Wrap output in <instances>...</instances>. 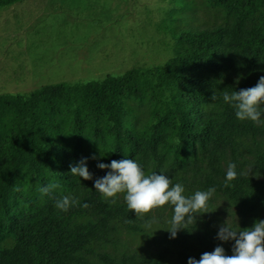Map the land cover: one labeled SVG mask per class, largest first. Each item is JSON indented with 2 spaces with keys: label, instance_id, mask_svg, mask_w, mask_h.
<instances>
[{
  "label": "trees",
  "instance_id": "trees-1",
  "mask_svg": "<svg viewBox=\"0 0 264 264\" xmlns=\"http://www.w3.org/2000/svg\"><path fill=\"white\" fill-rule=\"evenodd\" d=\"M22 1L0 0V9ZM168 2L159 27L173 42L172 55L155 70L0 95V264H166L168 254L188 264L214 251L211 232L196 233L191 223L171 238L174 206L165 223L160 215L136 216L118 195L106 201L94 184L111 171L97 165L112 160L132 159L145 175L164 174L172 185L193 172L196 191L214 187L245 213L264 209V104L255 123L239 120L223 100L224 92L254 87L264 76V0ZM197 9L220 21L203 29L188 24ZM245 153L261 179L239 170ZM85 158L90 180L70 173ZM230 163L237 178L225 187ZM49 184L59 187L42 195ZM64 196L80 203L61 211L55 205ZM157 236L166 249L155 256L106 253L124 237Z\"/></svg>",
  "mask_w": 264,
  "mask_h": 264
},
{
  "label": "rangeland",
  "instance_id": "rangeland-1",
  "mask_svg": "<svg viewBox=\"0 0 264 264\" xmlns=\"http://www.w3.org/2000/svg\"><path fill=\"white\" fill-rule=\"evenodd\" d=\"M169 6L168 0H23L0 9V95H28L33 90L59 82H88L106 75H118L131 68L155 70L172 55V40L159 25ZM187 23L205 28L220 21L218 15L197 9ZM264 142V139L260 140ZM229 158V156H228ZM239 170L255 179L254 156L243 154ZM169 170L174 178L177 171ZM227 170V167H225ZM197 177L184 175L181 183L188 196L196 192ZM185 194V196H187ZM124 193L118 194L124 201ZM170 203L149 212L160 215L168 223ZM206 213L194 214L191 223L196 233L210 231L217 246L226 255H233L234 240L221 241L219 229L225 223L233 230L250 229L264 221V209L257 213L243 212L226 196L216 194L209 199ZM160 237H124L116 249L106 253L122 254L164 251ZM166 264H178L175 255L168 254ZM94 264H101L91 259Z\"/></svg>",
  "mask_w": 264,
  "mask_h": 264
},
{
  "label": "clouds",
  "instance_id": "clouds-1",
  "mask_svg": "<svg viewBox=\"0 0 264 264\" xmlns=\"http://www.w3.org/2000/svg\"><path fill=\"white\" fill-rule=\"evenodd\" d=\"M212 99H216L215 94ZM223 100L236 109L235 114L239 120L259 123L262 115L260 106L264 104V76L260 77L254 87L231 94L224 92ZM86 164L85 158L76 165H70V173L85 180L92 179V173ZM97 167L111 171L95 180V189L112 204L116 202L115 197L118 194L124 193L128 209L133 210L136 216H143L169 203L173 205L174 215L172 227L169 229L171 238L176 237L181 225L194 221V214L206 213L208 201L216 191L214 187H210L207 191L197 190L192 196L186 197L183 195L185 189L182 184L172 185L171 180L164 174L145 175L140 165L132 159L112 160L110 164L99 163ZM236 178V165L230 163L224 186L231 187L230 182ZM58 187V184H49L41 187L40 192L48 195ZM79 203L78 199L64 196L56 200L55 206L67 212L71 206ZM82 207L87 208L88 204L84 203ZM217 238L221 241H235L233 255H226L224 248L217 246L214 251L203 253L199 260L189 258L188 264H264V221H258L252 228L241 231L233 230L225 223L220 227Z\"/></svg>",
  "mask_w": 264,
  "mask_h": 264
}]
</instances>
